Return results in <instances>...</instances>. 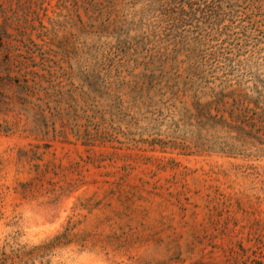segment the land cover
Listing matches in <instances>:
<instances>
[{"label": "rangeland", "instance_id": "374dc122", "mask_svg": "<svg viewBox=\"0 0 264 264\" xmlns=\"http://www.w3.org/2000/svg\"><path fill=\"white\" fill-rule=\"evenodd\" d=\"M83 1L0 0L3 264H264V157L54 137L23 99L27 70L97 44ZM239 2L219 64L264 87V0Z\"/></svg>", "mask_w": 264, "mask_h": 264}, {"label": "trees", "instance_id": "16d2710c", "mask_svg": "<svg viewBox=\"0 0 264 264\" xmlns=\"http://www.w3.org/2000/svg\"><path fill=\"white\" fill-rule=\"evenodd\" d=\"M80 7L97 44H72V54L41 73L27 70L19 83L46 131L84 144L264 157V87L245 86L219 64L242 39L231 28L242 15L249 21L239 0H84ZM140 122L166 123L167 131L135 138L131 127L148 128ZM5 258L0 249V264Z\"/></svg>", "mask_w": 264, "mask_h": 264}]
</instances>
